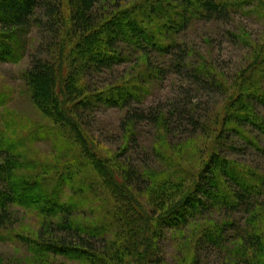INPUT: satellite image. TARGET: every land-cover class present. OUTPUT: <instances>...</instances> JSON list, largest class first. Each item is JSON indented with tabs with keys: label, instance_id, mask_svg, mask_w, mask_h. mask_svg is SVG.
<instances>
[{
	"label": "trees",
	"instance_id": "trees-1",
	"mask_svg": "<svg viewBox=\"0 0 264 264\" xmlns=\"http://www.w3.org/2000/svg\"><path fill=\"white\" fill-rule=\"evenodd\" d=\"M253 1L121 0L109 10L108 0H0V60L16 61L23 45L22 33L34 24L40 27L43 40L40 47L45 52L38 49L32 57L26 78L35 104L54 121V126L41 125L29 135L21 133L15 138L0 129V155L4 157L0 163V239H4L3 231L8 230L6 224L12 217L10 206L31 205L47 218H62L51 224L72 233L79 242L52 237L42 241L25 240L42 264H53L49 259L52 253L70 257L79 254L94 264H162L164 259L159 254L161 228L186 225L192 217L218 205L231 210L245 209L247 220L251 221L249 230H240L238 236L258 249L250 264H264L259 255V247L264 245V205L259 200L264 195V173L258 167L227 157L223 152L226 142L209 157L198 181L185 188L171 207L159 215H148L131 191L136 187L138 176H135L139 173L129 165L113 167L106 162L83 133L78 117L73 116L78 115L80 109L95 104L126 105L140 98L143 86L137 81L113 83L100 93L83 85V79L93 72L129 59V54L124 52L126 47L156 49L161 54L178 49L173 65L182 73L186 56L173 35L185 30L192 18L224 19L229 12H239ZM46 51L50 58H45ZM203 73L199 70L197 75L204 77ZM213 76L215 85L223 90L216 75ZM242 81L231 89L234 95L225 105L220 135L227 141L238 135L264 153V146L244 129L250 126L264 134V115L259 111L260 107L264 108V86L261 85L264 53L252 76L246 75ZM85 87L93 93L83 99ZM6 101L5 93L0 91V104ZM160 117L156 113L154 121ZM190 122L196 127L199 123L193 116ZM50 136L55 141L62 140L57 144L60 156L52 162L32 160L28 168H42L41 172L20 174L21 164L16 159L21 157V147H25L30 138ZM172 183L169 181L158 189L155 201L165 195L169 197ZM24 196L32 200L24 201L21 198ZM99 201L107 207L106 216L101 215L97 222L89 224L74 218L92 203L91 206L98 209L97 214ZM226 224L203 226L202 235H199L201 246L222 247L228 226L233 222ZM97 239L104 245L95 246Z\"/></svg>",
	"mask_w": 264,
	"mask_h": 264
},
{
	"label": "rangeland",
	"instance_id": "rangeland-1",
	"mask_svg": "<svg viewBox=\"0 0 264 264\" xmlns=\"http://www.w3.org/2000/svg\"><path fill=\"white\" fill-rule=\"evenodd\" d=\"M118 1L121 0H108V9L112 10L114 5L119 4ZM173 37L185 52V72L178 73L173 65L178 49L173 51L172 48L168 54H161L156 49L124 46L128 48L124 52L129 54V59L93 72L83 79V85L97 89L93 90L94 93H100L113 83L137 81L143 86L140 98L132 99L126 105L95 104L88 109H80L78 115L73 114L82 123L83 133L106 162L113 167L129 165L139 173L135 176H138L137 188L131 191L148 215H159L171 207L185 188L198 181L209 157L224 146L223 152L227 157L258 167L264 173V153L238 135L228 141L220 135L225 105L234 95H231V89L242 83L246 75L252 76V71L263 57L264 0H254L239 12H229L224 19L192 18L189 26ZM22 41L24 46L19 47L16 61L0 60V91L7 98L4 104H0V129L12 138L21 133L27 136L41 125L45 128L54 126V121L35 104L26 78L32 57L38 49L43 50L40 47L43 41L40 27L32 25L22 33ZM45 54V58H50L48 51ZM199 70L204 72V77L197 75ZM213 75H216L223 90L215 85ZM261 85L264 86V82L261 81ZM90 93L93 92L85 91L83 99ZM259 111L264 115L263 107ZM156 113L161 117L155 122ZM133 116L138 117L130 121ZM192 116L199 121L197 127L190 122ZM244 129L264 146V134L250 126ZM61 141H55L51 136L28 139L25 147H21V157L16 159L21 164L18 172H41L42 168L31 170L27 164H31L32 160L52 162L60 156L57 144ZM2 160L4 157L0 155V163ZM169 181L173 182L172 189L168 191L169 197L165 195L155 201L158 189ZM21 198L32 200L30 196ZM259 198L264 205V195ZM91 205L93 203L77 212L74 218L89 224L97 222L101 215L106 216L107 207L100 201L97 203V214V208ZM9 211L12 217L6 224L8 230L3 231L4 239H0L3 264H42L43 261L39 262L25 240L42 241L52 237L79 243L75 235L51 224L62 221L60 217L47 218L31 205L13 204ZM247 217L245 209L231 210L215 205L204 214L192 217L186 225L180 223L161 228L159 254L164 259L162 264H250L258 249L249 246L239 237L241 235L238 236L240 230H249L251 221ZM229 222L233 225L228 226L222 247L201 246L199 235H202L203 226H223ZM146 225L144 223V227ZM225 226L227 228V224ZM112 234L111 237L115 236ZM94 245L101 247L104 242L97 239ZM259 255L264 262L263 243L259 247ZM49 259L53 264L95 263L79 254L70 257L52 253Z\"/></svg>",
	"mask_w": 264,
	"mask_h": 264
}]
</instances>
